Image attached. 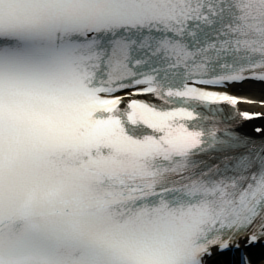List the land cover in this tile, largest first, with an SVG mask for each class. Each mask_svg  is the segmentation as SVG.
Segmentation results:
<instances>
[{
  "label": "snow or ice",
  "instance_id": "obj_1",
  "mask_svg": "<svg viewBox=\"0 0 264 264\" xmlns=\"http://www.w3.org/2000/svg\"><path fill=\"white\" fill-rule=\"evenodd\" d=\"M245 81L264 0H0V264H256L264 140L214 119Z\"/></svg>",
  "mask_w": 264,
  "mask_h": 264
},
{
  "label": "bare ground",
  "instance_id": "obj_2",
  "mask_svg": "<svg viewBox=\"0 0 264 264\" xmlns=\"http://www.w3.org/2000/svg\"><path fill=\"white\" fill-rule=\"evenodd\" d=\"M243 89V93L251 98L257 99V101L264 99V87L256 84H241L237 85L236 90ZM254 111L264 112V108L258 106L257 104L250 106ZM248 125V122L246 123ZM254 126L260 127L264 126V119H257L255 121Z\"/></svg>",
  "mask_w": 264,
  "mask_h": 264
}]
</instances>
